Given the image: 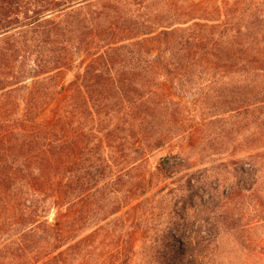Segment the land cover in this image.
<instances>
[{"label":"trees","instance_id":"obj_1","mask_svg":"<svg viewBox=\"0 0 264 264\" xmlns=\"http://www.w3.org/2000/svg\"><path fill=\"white\" fill-rule=\"evenodd\" d=\"M259 4L220 41L197 38L196 26L220 25L196 23L193 0H0V201L22 221L17 264H81L88 238L115 221L134 235L149 158L164 147L158 172L187 161L194 137L203 159L264 140ZM78 53L82 79L64 84ZM188 84L209 111L198 126L176 93Z\"/></svg>","mask_w":264,"mask_h":264},{"label":"rangeland","instance_id":"obj_2","mask_svg":"<svg viewBox=\"0 0 264 264\" xmlns=\"http://www.w3.org/2000/svg\"><path fill=\"white\" fill-rule=\"evenodd\" d=\"M193 1L197 5L196 23L210 17V23L220 25L196 26L198 39L213 36L221 41L227 34L232 35L238 19L250 13L244 9L251 1L260 2L258 23L264 30V0ZM239 11L244 13L235 14ZM248 21L246 17L245 22ZM186 33L194 36L190 24H186ZM85 59L84 54L78 53L73 63L63 69L64 84L81 81ZM204 83L198 79L196 86ZM187 87L185 92L176 91L177 97L186 105L189 122L198 126L209 111L200 101L195 103L201 95L200 88L196 90L189 84ZM188 141L183 146L187 161L169 158V164L176 160L177 170L156 171L166 147L149 158L148 168L155 171L153 185L147 194L149 199L137 209L141 217L136 233L132 234L130 221L125 222L122 231L117 221L100 228L88 238L81 264H264V140L260 144L248 142L249 148L244 150L229 149L204 159L201 147H195V137L192 146ZM182 142L177 139L171 144L176 149ZM189 178L193 187L187 182ZM6 201H0V264H17L24 259L25 244L18 234L22 221L20 216H10ZM57 218L54 209L49 221L55 223ZM95 227L91 225L87 232ZM113 229L130 243L118 242L108 234ZM180 246L185 248V254L178 251ZM128 251L130 257L123 258Z\"/></svg>","mask_w":264,"mask_h":264}]
</instances>
